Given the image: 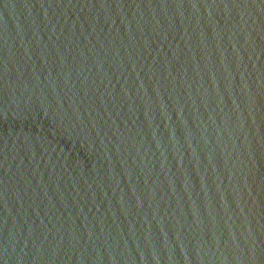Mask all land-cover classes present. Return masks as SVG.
Returning a JSON list of instances; mask_svg holds the SVG:
<instances>
[{"label": "water", "instance_id": "1", "mask_svg": "<svg viewBox=\"0 0 264 264\" xmlns=\"http://www.w3.org/2000/svg\"><path fill=\"white\" fill-rule=\"evenodd\" d=\"M0 264H264V0H0Z\"/></svg>", "mask_w": 264, "mask_h": 264}]
</instances>
